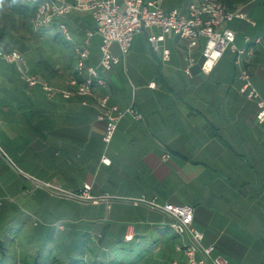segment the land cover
<instances>
[{"label":"crops","instance_id":"0c3cea01","mask_svg":"<svg viewBox=\"0 0 264 264\" xmlns=\"http://www.w3.org/2000/svg\"><path fill=\"white\" fill-rule=\"evenodd\" d=\"M191 1L163 0L162 8L185 12ZM236 6L255 24L234 19L225 27L234 30L237 46L252 47L242 64L264 94V0H243ZM61 23L70 39L61 32ZM22 24L37 31L30 43L22 37ZM89 31L87 62L96 66L99 36L88 11L58 17L39 30L31 20L19 21L16 28L6 27L0 39V47L8 45L24 55L28 72L56 89L49 96L40 85L28 86L15 64L0 60V143L17 153L19 161L32 163L33 171H24L40 180L67 190L89 184L91 194L108 195L94 203L57 201L23 175L4 171L0 191L8 195L10 187L24 200L36 197L32 211L22 209L19 216L47 212L64 220V226L55 232L42 221L34 227L37 235L23 234V243L13 236L24 232L28 222L21 224L17 217L0 236V264H70L83 235L94 241L95 256L86 251L75 264H183L186 237L173 232L168 216L128 200L140 196L192 206L193 225L203 234L201 245H213L212 255L225 257L227 264H264V123L255 120L254 101L238 91L233 53L226 49L203 73L200 38L187 75L182 71L186 42L165 34L154 50L147 35L160 30L150 27L134 35L117 65L100 72L105 85L83 104L80 97L65 98L60 91L74 71V46ZM163 47L170 53L165 62ZM112 51L120 54L115 44ZM39 56L54 68L53 75L40 68ZM151 81L154 87L148 85ZM16 90L22 94L19 99L14 98ZM100 94L121 109L133 106L140 113L139 118L125 114L108 143L94 107ZM77 204L94 206L96 213L79 214Z\"/></svg>","mask_w":264,"mask_h":264},{"label":"built area","instance_id":"2783aa9c","mask_svg":"<svg viewBox=\"0 0 264 264\" xmlns=\"http://www.w3.org/2000/svg\"><path fill=\"white\" fill-rule=\"evenodd\" d=\"M35 7L32 23L35 28L50 25L56 18L65 16L74 11H88L95 26V33L99 36L98 50L99 61L96 66L88 64L89 38L93 32H87L81 44L74 46L76 54L74 71L68 77L66 88L60 91L65 98L80 97L83 104L88 97H94L96 89L105 85V79L100 72L109 71L120 62L131 45L134 35L144 29L156 27L159 34L149 33L147 41L154 50L160 47V41L165 34H172L186 42V53L182 71L190 75L191 66L195 59L193 49L198 45L200 38L204 42L200 48V69L208 73L218 62L222 53L229 49L234 55V62L238 66V78L241 84L238 91L249 100L254 101L256 112L255 120L264 123V94L253 86L250 73L243 66L246 55L252 54L250 46H237L234 42L235 32L231 28L222 26L233 19H243L254 25L255 22L240 6L227 8L224 0H193L188 3L186 11L177 8L164 10L163 0H24ZM63 35L70 39L69 33L63 23L58 25ZM248 40V37L245 38ZM259 38H256L257 42ZM118 47L119 55L114 54L112 45ZM161 59H169V49L161 48ZM0 60L15 64L21 74L22 80L28 86L40 85L41 89L51 96L56 89L46 81L40 80L35 74L28 72L24 55L16 49L0 47ZM154 87V81L148 83ZM94 107L96 117L104 121L102 139L108 143L120 121L127 113L135 118L140 113L133 107L124 109L109 102L107 94L96 97ZM103 160H106L103 158ZM15 166V165H14ZM28 175V176H27ZM27 178L35 186L44 188L50 195L68 198L77 202H97L108 195L95 196L90 192V185L84 184L82 189L67 190L60 186L52 185L27 174ZM25 177V176H24ZM26 178V177H25ZM134 203H142L150 209L158 211L170 218L169 227L174 233L185 236L182 244L184 256L183 264H227V259L221 255H212L213 245H201L202 232L193 225V208L190 205H175L168 202H157L144 196L128 199Z\"/></svg>","mask_w":264,"mask_h":264},{"label":"rangeland","instance_id":"374dc122","mask_svg":"<svg viewBox=\"0 0 264 264\" xmlns=\"http://www.w3.org/2000/svg\"><path fill=\"white\" fill-rule=\"evenodd\" d=\"M182 1H184V0H182ZM227 23H229V22H227ZM225 24L226 23L222 24V26H225ZM46 27L47 26L41 27V28L43 29ZM20 28H22L21 29L22 30V37L26 41V43L27 42L30 43L31 40L34 39L33 36L35 37V35H37V31H35V29L33 28V26L31 24L30 25L22 24V26H20ZM41 28H37V30H39ZM144 30H146V29H144ZM41 35H42V37H44L45 34H38V36H36V37H41ZM16 43H17V41H16ZM24 45H25V43H24ZM42 45H44V47L47 46V44H45V43ZM0 147H1V150H0V175L4 171H7L8 169H10V170L14 171L15 173H18L19 175L21 174V175L25 176L26 179L28 180L27 174H29V173H26V172L27 171L28 172L33 171V168L31 167L32 163H30V162L27 163L26 162L27 160L26 161H19L13 155V154H17V153H15L14 151H10V150L6 149L4 147V145L1 143H0ZM12 152H14V153H12ZM17 152L22 153L23 151L19 150ZM22 154L24 156H26V152L25 153L23 152ZM31 184L34 186V188H41L44 190V188L39 187V186H35L34 183H32V182H31ZM0 187H1V182H0ZM13 190H15V188L9 187L8 188V192H9L8 195L5 193V191H3V190L0 191V236L3 235L2 231H3V228L6 226V224H7V227L11 226L12 224L15 225L17 217H22V219L18 220L19 223H21V221L22 222L25 221L24 223L28 222L27 223L28 225L24 226V228H25L24 232H22L18 236L17 235L13 236V238L15 240L19 238L18 240L22 241L23 243H24V238H22L23 234L25 233V235H27V234L33 232L35 235H37L34 227H36L37 225H41L42 221L47 222V223L48 222L51 223L50 225L54 228L53 230L55 232L62 231L63 226H64V220L58 218V216H52L51 214L48 215L47 212H41V213L32 214V215L31 214H23V216L22 215L19 216L18 212H20L22 209L23 210L26 209V210H28V212L32 211V208L30 206H32V203H33L32 201H35L36 197L30 198V200H24L23 198H21V196H19V194L14 195ZM48 195L51 197H54L57 201L77 202V201L70 200L68 198H63V197L56 196V195H50V194H48ZM80 203H86V202H80ZM75 207H76L77 212L79 214H82V215H93L96 213L95 207L91 206V205L77 204ZM5 222H7V223H5ZM21 224H23V223H21ZM9 231H11V229H9Z\"/></svg>","mask_w":264,"mask_h":264},{"label":"trees","instance_id":"16d2710c","mask_svg":"<svg viewBox=\"0 0 264 264\" xmlns=\"http://www.w3.org/2000/svg\"><path fill=\"white\" fill-rule=\"evenodd\" d=\"M243 0H224V4L227 8H234L236 4L242 2ZM35 15V7L33 5L27 4L24 0H16V3L13 4L12 0H4V4L0 6V21H3V25L0 27V39L3 36V33L6 27L16 28V24L21 21L30 22ZM2 48L9 49L8 45H2ZM38 65L41 69H44L48 74L53 75L55 73L54 68L49 64V62L44 59L42 56H39ZM17 91V90H16ZM21 92L17 91L14 94L15 99H19L21 96ZM21 104V103H20ZM2 158V157H1ZM75 244H76V261L70 263L75 264L78 261L83 259L85 252L91 253V255L95 256V245L94 241L90 239L88 236H82ZM80 239H82L80 241ZM2 249L0 244V250Z\"/></svg>","mask_w":264,"mask_h":264},{"label":"clouds","instance_id":"9594fccd","mask_svg":"<svg viewBox=\"0 0 264 264\" xmlns=\"http://www.w3.org/2000/svg\"><path fill=\"white\" fill-rule=\"evenodd\" d=\"M12 3L15 4L16 0H12ZM4 4V0H0V6H2Z\"/></svg>","mask_w":264,"mask_h":264}]
</instances>
